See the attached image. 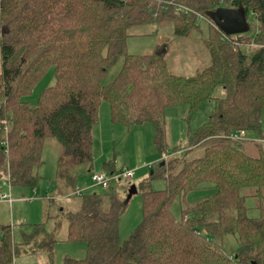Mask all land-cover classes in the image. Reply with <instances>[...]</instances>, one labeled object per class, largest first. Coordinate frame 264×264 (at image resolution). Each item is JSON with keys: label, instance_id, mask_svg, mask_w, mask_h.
I'll return each instance as SVG.
<instances>
[{"label": "trees", "instance_id": "1", "mask_svg": "<svg viewBox=\"0 0 264 264\" xmlns=\"http://www.w3.org/2000/svg\"><path fill=\"white\" fill-rule=\"evenodd\" d=\"M178 4L206 16L242 6L247 18L250 12L255 16L259 34L224 36L209 24L205 43L212 64L193 77L169 72L152 56L127 52L134 27L157 22L187 38L200 31L195 15L175 12ZM0 20V174L12 186L36 187L48 138L59 142L72 165L91 172L93 128L105 102L115 125L152 124L155 145L166 157V187L143 193V221L124 244L117 198L106 208L101 195L82 196L65 241L86 243L87 256L65 257L63 264H264V144L250 141L260 150L252 156L239 145L248 140L229 138L240 130L264 138V0H0ZM121 59L117 76L104 84ZM51 68L55 87L37 105L23 101ZM211 101L215 112L170 160L166 109L186 106L193 115ZM199 145L205 146L203 156L190 159L189 149ZM115 163L103 167L114 172ZM205 188L214 194L182 208L180 218L174 215L178 198ZM249 198L257 199L259 218L249 216ZM45 231L46 223L36 225L19 243L12 226L0 224V264H21L18 258ZM227 236L238 238L231 255ZM56 243L42 246L52 251Z\"/></svg>", "mask_w": 264, "mask_h": 264}, {"label": "rangeland", "instance_id": "2", "mask_svg": "<svg viewBox=\"0 0 264 264\" xmlns=\"http://www.w3.org/2000/svg\"><path fill=\"white\" fill-rule=\"evenodd\" d=\"M250 31L246 34L252 39L255 37L257 21L250 12L248 14ZM201 29L192 36L179 37L173 34L170 25L161 26L157 22L149 25L134 27L129 34L135 35L128 40L127 52L129 54L152 56L161 60L168 71L179 76L193 77L199 71L212 64V57L205 40L210 27L207 23L199 22ZM1 25V20H0ZM235 38L237 36H234ZM256 51H251L254 55ZM122 59L113 67L104 84L113 80L122 67ZM2 73V52L0 46V74ZM57 84L54 68L35 86L31 95L23 101L37 105L41 94ZM221 92L217 93L219 96ZM4 99L0 97V108ZM215 112V101L207 102L199 111L190 115L188 107L166 109L165 111V137L167 152L170 160L173 152L184 149L190 145V137L208 121ZM264 131V118H263ZM155 129L152 124L145 123L132 127L113 124L110 117L108 103L100 108L99 122L93 128V158L94 173H109L104 169L105 162L115 159L116 171H134L131 179L113 182L103 189L96 187L91 181L90 173L84 166H74L64 155L59 142L48 138L44 144L43 165L37 169L40 180L36 187L12 186L4 176L0 179V224L10 225L16 242H22L23 233H31L34 226L46 223V231L37 241L25 249L18 258L21 264H63L65 257L84 259L88 247L84 242H66L68 236V222L71 213L82 208L84 198L75 196L78 189L86 190V194H99L104 200V206L109 208L110 199L118 200L120 217V240L124 244L132 232L143 221V193L149 190H163L166 187L167 173L163 171L161 161L165 159L155 145ZM252 156L259 155V148L250 141L239 143ZM188 157L199 158L203 156L205 146L199 145L189 149ZM178 153L176 157H180ZM166 164V162H165ZM86 177L81 178V173ZM82 173V174H83ZM2 174V173H1ZM131 185H136L137 194L128 199ZM244 194L253 193L252 189H245ZM214 194L212 189H201L178 198L172 205V212L180 218L181 209L197 201L206 199ZM11 197L12 203L2 200V196ZM257 199H247L249 216L260 217L257 208ZM55 240L57 243L49 251L42 245ZM238 238L227 236L225 250L231 255L238 247Z\"/></svg>", "mask_w": 264, "mask_h": 264}, {"label": "built area", "instance_id": "3", "mask_svg": "<svg viewBox=\"0 0 264 264\" xmlns=\"http://www.w3.org/2000/svg\"><path fill=\"white\" fill-rule=\"evenodd\" d=\"M174 8H175V12L177 14L183 13L186 15H195L198 22H204V23H207L208 25L210 24L221 32V30L214 24V22L208 16H206L202 13H198V12L192 10L191 8L184 6V5H181V4L175 5ZM222 34L224 36H226L224 33H222ZM255 34H257V35L259 34L258 29H256ZM237 44L241 45L240 42H237ZM251 46L257 47L258 45L253 43ZM229 138L234 140V141L248 140V141H253V142L260 143V144H264V138H259V137L255 136L254 132H248L246 130H240L237 132H233L229 135ZM134 176H135L134 171H125V172L114 171V172H109L106 174L105 173H93L91 175V181H92L94 186L101 187L103 189H107L112 185L113 182H118V181H121L123 179H131ZM85 191L86 190H81V189L77 188V191L73 194L75 196L82 197L85 194ZM1 199L2 200H8L11 203L13 201L11 199V197H8L6 195L2 196Z\"/></svg>", "mask_w": 264, "mask_h": 264}, {"label": "water", "instance_id": "4", "mask_svg": "<svg viewBox=\"0 0 264 264\" xmlns=\"http://www.w3.org/2000/svg\"><path fill=\"white\" fill-rule=\"evenodd\" d=\"M207 16L226 36L244 35L251 29L247 11L242 6L239 8H218L215 11L208 12ZM161 166H165V162H162ZM1 177L0 174V179ZM135 194H137L136 185H131L128 199H131Z\"/></svg>", "mask_w": 264, "mask_h": 264}, {"label": "crops", "instance_id": "5", "mask_svg": "<svg viewBox=\"0 0 264 264\" xmlns=\"http://www.w3.org/2000/svg\"><path fill=\"white\" fill-rule=\"evenodd\" d=\"M110 117H111V110H110ZM82 173L80 174L81 175V178L86 177V175H84V173L83 174ZM93 173H94V171H93ZM93 173H91L89 176H91ZM1 175H2L1 178H4V175L3 174H1Z\"/></svg>", "mask_w": 264, "mask_h": 264}]
</instances>
